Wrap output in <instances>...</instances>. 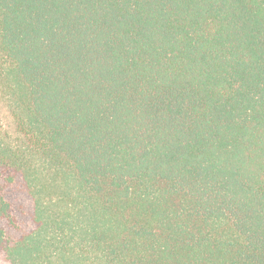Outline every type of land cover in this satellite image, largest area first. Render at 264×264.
I'll return each mask as SVG.
<instances>
[{
  "label": "trees",
  "instance_id": "trees-1",
  "mask_svg": "<svg viewBox=\"0 0 264 264\" xmlns=\"http://www.w3.org/2000/svg\"><path fill=\"white\" fill-rule=\"evenodd\" d=\"M0 264H264V0H0Z\"/></svg>",
  "mask_w": 264,
  "mask_h": 264
},
{
  "label": "rangeland",
  "instance_id": "rangeland-1",
  "mask_svg": "<svg viewBox=\"0 0 264 264\" xmlns=\"http://www.w3.org/2000/svg\"><path fill=\"white\" fill-rule=\"evenodd\" d=\"M0 137L8 143L17 144L21 142V136L18 134L15 121L11 115L8 101L0 90Z\"/></svg>",
  "mask_w": 264,
  "mask_h": 264
}]
</instances>
